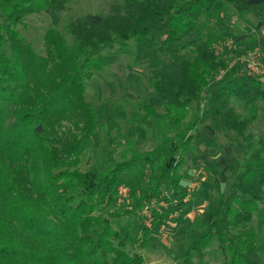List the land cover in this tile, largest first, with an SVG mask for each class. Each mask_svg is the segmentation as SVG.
I'll use <instances>...</instances> for the list:
<instances>
[{"label":"trees","instance_id":"16d2710c","mask_svg":"<svg viewBox=\"0 0 264 264\" xmlns=\"http://www.w3.org/2000/svg\"><path fill=\"white\" fill-rule=\"evenodd\" d=\"M74 1L0 0V264H144L143 255L128 248H147L153 232L169 223L168 213L153 210L142 239L122 218L153 200L185 199L183 169L205 117L231 143L252 146L228 194L206 205L200 235L178 264H195L214 243L225 256L222 264H264V137L249 133L264 111V83L245 74L242 55L226 59L218 48V27L230 8L261 21L264 2L116 0L108 15L71 19L69 43L60 16ZM38 13L51 19L45 56L20 31ZM130 45L137 64L165 60L149 73L142 116L129 122L145 129L151 121L150 130L162 139L156 148L168 151L158 158L135 151L100 175L82 173L78 166L99 126L87 83ZM234 100L245 104L246 115ZM203 102L200 116L195 107ZM141 162L155 175L145 195L133 191L127 211L118 203L119 188L124 176L142 170Z\"/></svg>","mask_w":264,"mask_h":264},{"label":"rangeland","instance_id":"374dc122","mask_svg":"<svg viewBox=\"0 0 264 264\" xmlns=\"http://www.w3.org/2000/svg\"><path fill=\"white\" fill-rule=\"evenodd\" d=\"M115 1L75 0L68 6V10L61 14L59 29L66 34L67 23L85 14L108 15ZM2 21L0 13V22ZM50 25V17L46 13H38L27 17L25 23L20 26L25 42L31 44L43 56L46 55L44 35ZM218 28L222 34L218 48L226 59L237 61L240 55L241 59H245L248 55L256 53L264 60V19L259 21L252 16L241 18L230 8L228 17ZM66 38L69 43H73L71 36L66 34ZM114 52H117V48ZM164 62L163 59L137 64L135 52L130 45L118 53V62L115 65L96 74L87 83L86 98L97 112L99 126L93 137V145L83 155L78 166L80 172L100 175L113 164L132 158L135 151L150 153L154 158L161 157L168 151L165 148H156L162 139L150 130L151 121L147 122L148 128L145 129L140 127V124L129 122L142 116L139 107L150 94L149 73ZM233 105L239 114L246 115L243 102L234 100ZM195 110L203 116L205 103L197 104ZM192 122L189 120V123ZM198 127L201 137L195 141L194 150L188 153L183 169L187 180L183 182L182 187L187 193L186 197L189 196L188 200L184 202V199H180L179 203L172 202L165 207L159 205L162 202L155 200L157 206L168 213L169 223L164 232L167 237L159 228L148 239L147 248L141 249L138 245L128 248L133 254L143 255L144 264L179 263L178 257L200 235L196 228L200 219L205 216L206 205L220 194H228V187L240 170L244 152L251 149L252 145L231 143L218 134L209 117H205ZM249 133L256 139L264 137L263 110L250 127ZM140 165L142 170H136L132 175L123 177L122 186L126 188L128 196L118 203L120 206L124 205L127 211L133 209V191L139 197L145 195L150 186V177L155 175L144 162ZM168 189V185L163 184V193L168 194ZM144 208L145 205L136 213L122 218L123 224L128 221L133 223L132 234L138 239H142V231L147 228ZM181 215L182 221L178 223L177 219L181 218ZM253 226L257 227L256 221ZM224 260L222 250L214 243L205 251L203 258H196L194 263L222 264Z\"/></svg>","mask_w":264,"mask_h":264},{"label":"built area","instance_id":"2783aa9c","mask_svg":"<svg viewBox=\"0 0 264 264\" xmlns=\"http://www.w3.org/2000/svg\"><path fill=\"white\" fill-rule=\"evenodd\" d=\"M241 60L245 64V67H244L245 74H247L250 77L256 78L259 81H261L262 83H264V60L260 59L256 53H252V54L248 55L247 58L241 59ZM127 196H128V192H127L126 188L124 186H121L119 188V202H122L124 200V198H126ZM188 197H186L187 199L186 198L184 199V202H185V200H188ZM156 202L157 201L153 200L150 203H145V208H144L145 210H143V214L145 215V219L147 221L146 222L147 228H149V229H151L152 225H153V219H154L152 216L153 209L159 213H163L162 209L157 206ZM160 202H162V203H159V205H161L163 207L172 204V201L170 203H168L165 200H160ZM164 202H166L167 204H165ZM173 202H174L173 204H177V201H173ZM155 206H157V207H155ZM166 226H167V224H164L160 227L162 233L165 232ZM165 237H167L166 234H165Z\"/></svg>","mask_w":264,"mask_h":264},{"label":"water","instance_id":"95a60500","mask_svg":"<svg viewBox=\"0 0 264 264\" xmlns=\"http://www.w3.org/2000/svg\"><path fill=\"white\" fill-rule=\"evenodd\" d=\"M252 2H253L254 4H259V3H263L264 0H252Z\"/></svg>","mask_w":264,"mask_h":264}]
</instances>
